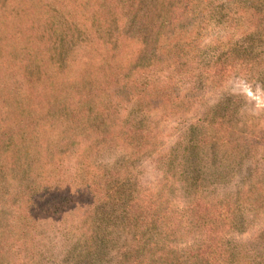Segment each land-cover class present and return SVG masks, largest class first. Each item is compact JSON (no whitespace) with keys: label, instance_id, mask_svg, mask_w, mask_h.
Masks as SVG:
<instances>
[{"label":"trees","instance_id":"1","mask_svg":"<svg viewBox=\"0 0 264 264\" xmlns=\"http://www.w3.org/2000/svg\"><path fill=\"white\" fill-rule=\"evenodd\" d=\"M113 4L112 8L118 14L121 4L129 8L122 13L124 23L120 27V36L128 38L114 41L113 47L107 51L125 52L129 54V60L135 55V60L142 61L140 72L143 78L132 73L122 83V91L131 100L147 103L145 106H153L154 110L160 106L169 107L184 114L201 101L198 96L204 92L196 89L198 85L205 88L207 94H214L223 83L236 76L247 84L258 83L264 91V0H114ZM210 23L219 25V30L209 41L210 46H207L217 55H213V61L207 67L198 69L205 47L198 43L202 39L197 31L200 25ZM50 32L48 29V34ZM187 33L194 38H188ZM50 44H47L48 49ZM38 51L44 52V40ZM188 51L191 59L187 57ZM140 56L142 58H138ZM2 67L6 64L3 63ZM158 77L163 80L154 82L153 79ZM185 77L189 78L191 87L187 93L180 94L177 83ZM118 83L121 84L120 79L116 80V86ZM42 113L47 123L48 111L43 112L41 108L38 115ZM175 116L157 115L152 125L146 128L134 126L133 117L128 116L111 124L109 131L90 134L94 136H90L89 142L93 146L83 150L73 178L66 177L69 150L62 153L61 159L56 157L55 147L52 151H42L41 158L30 160L24 167L14 159L6 164L5 171L2 170L4 161L0 152V177L9 179L17 169L22 176L7 185V189L0 180V264H42L41 245L33 234L36 222L67 210L84 215L81 213L83 208L96 211L103 207L106 199L119 191L123 181L130 183L135 159L142 152L152 153L160 145L158 123ZM243 116L241 120L239 115H201L197 121L201 131L194 136L192 143L195 148H210L228 159L236 156L240 161H249L248 178H244L250 181L243 183L245 187L237 196L215 195L207 199L202 195L208 184L203 178L206 174L204 158H201L195 171L197 179L189 183L184 181L187 188L177 204L171 202L169 193L176 190L179 178L172 177L169 167L167 177L157 181L154 191L142 187L131 193L126 190L123 207L116 217H112L114 227H123L129 239L124 264H255L257 260H263L238 253L223 238L242 225V221L235 220V217L243 208L247 207L256 216L264 213V126L257 123L259 118ZM31 125L33 121L23 120L3 127L0 150L14 143L18 134L29 131ZM74 126H78L77 122ZM64 133V144L72 147L77 143L74 131ZM87 133H98V130H88ZM94 142L121 147L127 159L111 170L94 171L90 163L83 162L87 152L95 146ZM155 160L163 166L173 165L172 159L161 153L155 155ZM85 202L87 206L77 207L78 203ZM86 217L89 219L90 216ZM182 224L188 228L181 229ZM94 230L89 227L79 235L92 238ZM179 230L185 233L181 238L198 234L200 244L180 251L156 249L150 245L149 237L151 239L158 231L179 237ZM112 240L111 237V243Z\"/></svg>","mask_w":264,"mask_h":264},{"label":"rangeland","instance_id":"2","mask_svg":"<svg viewBox=\"0 0 264 264\" xmlns=\"http://www.w3.org/2000/svg\"><path fill=\"white\" fill-rule=\"evenodd\" d=\"M113 1L0 0V131L19 121H33L29 131L18 134L14 143L0 150L3 171L9 161L14 162L15 159L24 167L30 160L41 158L42 151H52L55 147L56 157L60 159L69 150L66 177L73 178L83 150L92 145L89 143L90 136L109 131L111 124L119 123L128 116L133 117L134 126L146 128L152 125L157 115H176L158 123L161 143L152 153L142 152L135 159L130 183L123 181L119 191L107 198L103 207L96 211L89 208L81 210V213L90 216L89 219L67 210L42 217L36 222L33 234L35 241L41 245L42 264H124L129 239L123 227H114L112 217H116L123 207L126 190L131 193L139 187L155 189L157 181L167 177L168 167L172 177L179 178L176 190L169 193L173 204L184 197L183 191L187 188L184 181L189 183L197 179L195 171L201 158H204L206 174L203 178L208 184L202 195H206L207 199L215 195L237 196L245 187L243 183L250 181L244 178H248L249 161H240L236 156L228 159L210 148H195L192 139L201 131V127H197L201 115H239L241 120L243 115H251L259 118L257 123L264 126V91L261 85L247 84L236 76L223 83L214 94H207L209 92L198 85L196 89L204 92L198 96L201 101L196 108L184 114L169 107L160 106L154 110L153 106H145L147 103L131 100L122 91V83L130 74L143 78L140 72L142 61L135 60V55L129 60V54L125 52L107 51L113 47L114 41L128 38L120 36V27L124 23L122 13L129 8L121 4L118 14L112 8ZM218 26L216 23L202 24L197 31L202 39L198 43L205 47L198 69L207 67L213 61V55H217L207 46H210L212 35L219 30ZM48 29L51 30L49 34ZM187 37L194 38L189 33ZM43 40L44 52H39ZM247 50L250 51L249 48ZM187 55L191 59L189 51ZM3 63L7 68L2 67ZM117 79L121 80L118 86L115 84ZM161 80L162 77L153 79L154 82ZM189 81L185 77L177 83L180 94L188 92V87H191ZM41 108L43 112L48 111L47 123L43 113L38 115ZM68 130L74 131L76 134L73 135L78 139L72 147L64 144V132ZM88 130H98V133H87ZM52 140L54 143H51ZM157 153L168 155L173 165L158 163L155 160ZM126 159L121 147L97 142L87 152L83 162L90 163L91 169L96 172H104ZM18 177H22L20 169L15 170L9 179L0 177L5 183L3 188L7 189V185ZM84 205L87 206V202L78 203L77 207ZM8 219L10 221V217ZM235 220L242 221V225L225 235L224 241L250 259H263L255 264H264V213L256 216L245 207ZM89 227L95 228L92 238L79 235ZM187 228L188 225L182 224L181 229ZM178 233L179 237L175 234L170 237L158 231L151 239L149 237L150 245L156 249L180 251L196 247L201 242L198 234L181 238L185 233L182 230Z\"/></svg>","mask_w":264,"mask_h":264}]
</instances>
